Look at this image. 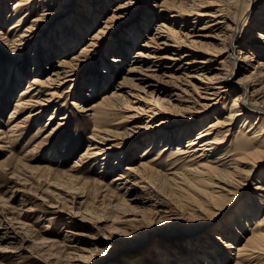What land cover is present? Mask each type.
<instances>
[{
	"label": "bare ground",
	"instance_id": "6f19581e",
	"mask_svg": "<svg viewBox=\"0 0 264 264\" xmlns=\"http://www.w3.org/2000/svg\"><path fill=\"white\" fill-rule=\"evenodd\" d=\"M11 1L16 2L13 8L9 6ZM60 1L63 0H0V55L16 56L18 60L15 64L21 61L27 49L32 46H35L34 55H38L34 60L33 75L36 77L29 80L28 86L20 91L10 119L29 111V115L21 123L38 120L55 101L62 98L63 94L59 90L66 82L76 78L81 59L101 50L106 38L130 26L126 37L119 36V40L113 41L114 44L109 42L110 45L116 44L115 50L120 53L119 58L109 60L123 66L130 49L137 48L132 56V62L124 70L126 73L124 79L116 84L111 80L114 90L104 93L100 100H93L88 104L77 103L78 111L85 113L93 123L92 132L87 138L88 151L83 157L98 159L101 156V160L104 161L117 152H126L131 141L147 135V131L153 126L152 119L163 115L162 119L165 121L161 119L157 126L174 124L172 131L176 130L178 135L176 148L172 147L174 140L169 137L170 135L167 136L166 133L151 135L153 134L151 132L144 141L146 144L144 154L138 165L120 166L125 158L123 155L116 162L122 170L114 182H119L118 185H122V189L125 187V193L130 198L135 196L134 189L146 188L147 182L150 180L153 182L155 175L161 173L160 159L166 151L171 152L168 170H172L174 180H180L176 186H185L191 190L193 187L196 188L195 193L213 206L224 201V195L235 191L233 190L235 187L244 185L246 180L245 175L240 176V165L250 166V169H247L249 173L247 177L255 174L256 161L264 159V0H254L253 4L251 3L253 0H214L211 2L214 7L202 10L191 22L192 8L196 6V3L194 4L196 0H122L118 5H113L116 0H65L63 6H60ZM200 3H197V6L202 3L209 4L210 1L201 0ZM38 7H42V12L31 19L29 16L35 13ZM85 8L86 10L91 8L92 19L83 14L86 13ZM257 9L259 11H256ZM69 16L72 18L68 19ZM166 16H168L166 21L151 26L150 22ZM27 20L29 24L25 26ZM68 20L73 36H70L62 47L63 39L54 35L56 29L61 28L62 23ZM172 20L174 24L181 22L179 29L170 26ZM197 21H202L200 26L196 25ZM189 23L193 26L186 31ZM6 27L7 32L4 31ZM47 33L52 37H49L44 52L40 49V44ZM82 43L84 44L77 48ZM54 44L61 45V52L70 55V59L62 58L57 63L52 61L48 64L47 71L41 70L37 63L39 57L40 55L50 57L54 52ZM119 68L124 69L121 66ZM12 69L15 67H11V71ZM106 69L103 73L110 75ZM175 70L188 72L186 77L189 78L190 85H193L199 98L205 101L198 102L205 111L216 106L221 99H226L228 93L235 92L228 115L223 116L222 121L217 119L208 125L205 121L197 123L194 111L186 116L179 108L159 101L155 95L159 93L160 88L154 80L163 75L175 77ZM16 77L19 82L24 78L19 71ZM130 82L135 89L145 93L146 99L136 97L134 90H127L126 84ZM96 86L95 81L91 97L95 96ZM128 96L137 99L134 101L128 99ZM185 108L191 109L189 105ZM58 109L62 107L59 106ZM118 111L124 113L115 117ZM55 112L50 119L55 118ZM165 115L173 116L174 119ZM148 116L149 119L145 121V117ZM67 118L61 116L60 122L53 126L51 133L61 128L65 124L62 121ZM236 121H239V127L245 130L244 140L247 142L243 144L244 146L230 148L231 145H227L225 141ZM180 127H184L183 130H180ZM197 130L198 133L194 134ZM161 136L167 140H165L167 144L161 148L159 154L154 155L151 152ZM184 160L194 162L186 166L182 164ZM34 168L53 171L48 166L44 169L41 166ZM258 187L256 186L257 189ZM241 196L242 194L238 197V193H235L229 199L236 197L239 200ZM261 199L264 200V196ZM261 201L260 198H254L251 204L246 203L242 206L237 213L239 216L241 214L242 222H238L239 219L236 218L233 223L228 221L226 228L215 227L220 235L209 234L213 241L211 245L209 242L189 241L185 252L177 248L163 250L161 259L164 260V264H220L221 254L224 253L222 247L232 250L234 244H238L241 238H244L242 246L235 248L236 256L240 259L239 264L246 261L248 264H260V261H254L259 251L263 250L261 246L264 245V216L262 222L256 218L258 213L264 215L261 213ZM204 203L205 201L202 202ZM215 211L212 212L216 213ZM210 216L212 219V215ZM229 227L233 229L229 230ZM245 228L249 233L243 234ZM151 261V264H158L155 259Z\"/></svg>",
	"mask_w": 264,
	"mask_h": 264
},
{
	"label": "rangeland",
	"instance_id": "374dc122",
	"mask_svg": "<svg viewBox=\"0 0 264 264\" xmlns=\"http://www.w3.org/2000/svg\"><path fill=\"white\" fill-rule=\"evenodd\" d=\"M64 1H60V6L64 5ZM121 1L116 0L113 5H118ZM204 1H210V3L197 6V3L201 4V0L194 1L196 6L192 8L193 15L190 17V22L194 21L202 10L214 7L213 3L211 5L214 0H202ZM15 3L11 1L10 8H13ZM251 3L253 4L254 0ZM84 11L86 13L83 14L92 19L91 8L87 10L85 8ZM41 12L42 7H38L29 17L31 19L37 17ZM71 16L68 19L72 18ZM167 17L150 22L151 26L160 21H166ZM69 22V20L63 22L62 27H58L55 31L54 36L63 39L62 47L65 46L68 38L73 36ZM197 22L196 25L200 26L202 21ZM28 24L29 20L24 23L25 26ZM250 24L251 21L248 28ZM180 25L181 22L174 24L173 20L170 21V26L173 28L179 29ZM187 25L186 31L193 26L190 23ZM245 25L247 29V24ZM7 27L4 28L5 32L8 30ZM129 29L131 27L127 26L106 38L100 52H92L84 56L78 66L76 78L66 82L59 90L63 94L62 98L55 101L35 121L28 120L21 123L29 115V111L10 119L20 91L28 86L29 80L36 77L33 75L34 60L38 57L34 55L35 46L27 49L26 55H23L18 64H15L18 60L16 56L0 55V264H141V262L151 264L152 259L157 260L158 264H164L161 253L165 249L177 248L185 252L189 241L209 242L211 245L213 241L209 234L220 235L215 227L226 228L228 221L233 223L236 218L239 219L238 222H242L241 214L239 216L237 213L244 204H251L254 198L262 200L261 213H264V200L261 199L264 196V159L256 161V165L252 164L257 171L255 170V174L250 177H247L249 176L247 169H250V166H239L240 176L245 175L246 181L244 185L235 187L233 189L235 191L224 195V201L218 203L219 206L207 204L201 195L195 193L194 187L193 191L185 186H176L180 180H174L172 170H168L170 151L161 155L162 167H159L161 173L155 175L154 181L147 182L146 188L134 189L133 197L136 199L126 195V188L122 189V185H118L119 182H114V179L122 170L120 166L139 164L146 145L144 141L148 139L151 132H153L151 135L160 133L170 135L169 137L174 140L172 147L177 146V131H172L174 124L157 126L160 121H165L162 119L163 115L152 119L153 126L150 129L152 131L148 130L147 135L131 141L133 144H129L126 152H117L108 158V161L101 160V156L98 159L83 157V154L88 151L87 138L92 132L93 123L85 113L78 111L77 103L88 104L93 100H100L104 93L114 90L113 84L124 79L126 75L124 70L132 62V56L137 48L130 49L123 66L109 60L119 58L120 54L115 50L116 44L110 45V43L114 44L119 40V36L126 37ZM50 36L52 37L47 33L40 44V49L44 52ZM54 45V52L50 57L40 55V62L37 63L41 70L47 71L48 64L52 61L57 63L62 58L70 59V55H64L61 52V45ZM46 60H49V63ZM11 67L15 69L11 71ZM104 69L108 70L110 75L104 74ZM18 71L24 77L20 82L16 77ZM175 71V77L163 75L154 80L160 88V94L155 95L159 101L170 103L182 110L186 116L194 111L197 123L205 121L208 125L217 119L222 121L223 116L228 115L235 92L228 93L229 96L226 99H221L216 106L205 111L198 103L205 101L199 98L193 85H190L189 78L186 77L188 72ZM214 74L215 72L212 75ZM111 80L114 81L113 84ZM95 81L97 89L95 96L91 97V89ZM130 83L126 84L127 90H134L136 97L146 99L145 93L135 89ZM85 96L90 97L85 99ZM128 97L134 101L137 99ZM184 99H186L185 102H183ZM188 105L191 109L185 108ZM59 106L62 109H58ZM54 112L55 118L50 119ZM123 113L124 111H118L115 117L122 116ZM61 116L68 117L62 121L65 124L51 133L53 126L60 122ZM165 116L174 119L173 116ZM148 119L149 116L144 120ZM239 124L240 122L236 121L228 133L225 142L231 145L230 148L244 146L243 144L247 142L244 140L245 130L240 128ZM180 128L183 130L184 127ZM196 133L198 130L194 132ZM163 136L159 138L152 154H159L161 148L167 144ZM122 155L125 157L123 163L120 166L116 165L118 158ZM192 162L184 160L182 164L187 166ZM35 166H41L43 169L48 166L53 171L37 170ZM256 186H259L258 189ZM235 193H238V197L242 194L241 198L229 199ZM229 200H231L228 202L230 205L226 203ZM204 201L206 204H202ZM263 216L258 213L256 218L262 222ZM231 228L229 227V230ZM225 231L227 234V230ZM247 233L249 232L245 228L243 234ZM222 234L225 233L222 232ZM241 239L238 244H234L232 250L222 247L224 253L221 254L220 264H239L240 259L236 256L235 248L242 246L244 238ZM261 249L263 250H260L258 255L255 254L254 262L260 261V264H264V245ZM241 264H248V261Z\"/></svg>",
	"mask_w": 264,
	"mask_h": 264
}]
</instances>
